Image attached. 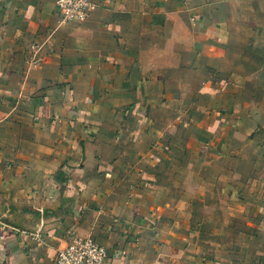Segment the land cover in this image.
Masks as SVG:
<instances>
[{
	"label": "crops",
	"instance_id": "obj_1",
	"mask_svg": "<svg viewBox=\"0 0 264 264\" xmlns=\"http://www.w3.org/2000/svg\"><path fill=\"white\" fill-rule=\"evenodd\" d=\"M0 0V264H264V0Z\"/></svg>",
	"mask_w": 264,
	"mask_h": 264
},
{
	"label": "built area",
	"instance_id": "obj_2",
	"mask_svg": "<svg viewBox=\"0 0 264 264\" xmlns=\"http://www.w3.org/2000/svg\"><path fill=\"white\" fill-rule=\"evenodd\" d=\"M63 22H84L93 8L91 0H56ZM107 248L91 235L72 234L57 253L54 264H105Z\"/></svg>",
	"mask_w": 264,
	"mask_h": 264
}]
</instances>
